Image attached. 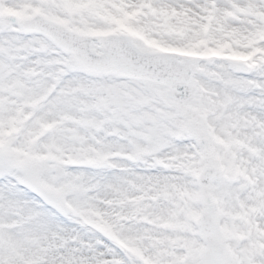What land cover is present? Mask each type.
Wrapping results in <instances>:
<instances>
[{"label": "snow or ice", "instance_id": "obj_1", "mask_svg": "<svg viewBox=\"0 0 264 264\" xmlns=\"http://www.w3.org/2000/svg\"><path fill=\"white\" fill-rule=\"evenodd\" d=\"M0 264H264V0H0Z\"/></svg>", "mask_w": 264, "mask_h": 264}]
</instances>
